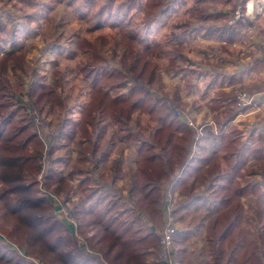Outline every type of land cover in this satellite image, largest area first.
I'll list each match as a JSON object with an SVG mask.
<instances>
[{
    "label": "trees",
    "instance_id": "16d2710c",
    "mask_svg": "<svg viewBox=\"0 0 264 264\" xmlns=\"http://www.w3.org/2000/svg\"><path fill=\"white\" fill-rule=\"evenodd\" d=\"M110 1L105 0L96 12L97 25L117 17L110 12ZM229 1L195 0L189 12L200 21H207L209 17H218L210 16L208 10L212 8L216 11ZM197 4L201 7L197 8ZM156 5L158 8L154 7ZM151 6L153 10L148 9L142 20L146 31L154 23H159L171 8L170 4L160 6L159 1L152 2ZM37 16L35 11L30 20L35 21ZM189 24L186 21L174 25L179 32L174 35L173 32L169 36L172 39L168 41L181 43L179 41L190 31ZM209 27L207 31H211ZM2 32L4 26L0 19V55L5 52ZM6 34L10 45L16 46L13 34ZM86 46L92 49L91 58L76 66V71L88 83L89 100L79 120L59 121L61 124L51 130L55 140L65 139L66 144L77 136L85 141V148L78 149V162L84 167V172H78L82 175L79 190L82 186V191L88 190L85 198L92 202L87 208L77 207L75 216L81 221L86 247H80L72 240L70 229L55 219L50 202L52 197H48L49 191L42 188L54 186L55 192L67 196L63 176L53 166L55 163L58 166L60 160H48L47 166L43 163L44 145L40 135L27 116L26 106L12 92L6 75L7 63L13 55L0 56V232L7 242L17 244L16 248L21 249L24 255L21 256L12 245L0 244V264H33L25 259L27 256L41 264H155L158 236L153 230L160 227L166 205L162 187L172 184L173 175L179 178L169 192L180 190L184 193L173 212L179 220L182 219L180 212L192 205L198 207L205 201L198 196L197 185H206L213 198L211 208L214 216L205 225H198L205 230L206 264H264V136H259L260 142L255 146L240 150L236 130H231L229 134L221 132L218 138L219 152L225 163L223 169L218 162L219 157L212 154L194 156L192 144L197 137L195 130L180 123L166 110L160 98L144 88L155 80L156 66L129 46L119 58V67L111 66L98 54L97 48L86 43L77 45L81 49ZM46 47L63 52L56 43ZM15 61L18 64L20 57ZM41 78L32 73L28 94L46 116L54 107L61 109L64 102L55 88L39 81ZM16 87L18 90L23 88L20 76L16 77ZM228 105L227 111L221 115L223 123L231 122L242 111L237 106L235 93L230 95ZM137 112L146 115L155 125H133L132 118ZM110 123L115 124L119 139L130 142L138 154L127 198L142 218L138 213L132 215L133 212L123 201L122 192L114 188L116 176L109 179L99 177V188L86 189V182L91 180L86 178L91 173L89 165L94 161L99 165L108 156L104 150L109 145L104 139ZM215 124L220 125L218 120ZM256 133L253 130L251 137ZM250 159L259 164L258 170H246ZM39 176L41 182L38 181ZM95 193L99 196L92 199L91 195ZM248 194L256 198L253 215L257 227L251 232L252 236L247 235L242 226L245 214L240 198ZM145 220L149 222L146 226ZM181 234L180 230L176 232V236ZM180 238L179 241H185ZM184 250L179 246L176 257L179 258Z\"/></svg>",
    "mask_w": 264,
    "mask_h": 264
},
{
    "label": "rangeland",
    "instance_id": "374dc122",
    "mask_svg": "<svg viewBox=\"0 0 264 264\" xmlns=\"http://www.w3.org/2000/svg\"><path fill=\"white\" fill-rule=\"evenodd\" d=\"M154 1H159L160 6L163 7L170 4L171 8H175V11H169L167 15L161 18V21L158 24L154 23L150 30L146 31L143 26V16L148 9L151 8L153 10V6L151 5ZM250 1H252L254 5L257 2V0H230L225 4L224 7L229 8L226 21L230 22L234 19L233 12L238 7H241V16L243 18L246 17L251 19L252 17H247L245 10H242V8H245L246 4ZM104 3L105 0H0V8H3L0 9V19L5 26L4 32L1 33V37L4 40L3 47L5 52L0 56L6 54L13 55L12 59L8 61L6 68V75L12 88L11 90L14 94H17L18 99L26 106L27 116L33 124L36 132L40 135V139L44 145L43 163L47 166L48 160H60L58 162L59 164L57 163L58 166L55 165L56 163L53 166H55L62 174L68 192L67 196L64 197L63 193L55 192L56 188L54 186L49 189H42L49 191L48 197H52L50 202L53 207L55 219L70 229L69 231L72 235L70 238H72V240H74L80 247H86V243L81 232V221L78 216H75V210L77 207L81 209L87 208L92 202L85 198V194L88 190L82 191L83 186L79 190V187L82 184V175L78 172H84V167L78 162L80 158L78 156L77 147H84L85 141L79 139L77 136L69 144H66L65 139L59 138L55 140V138L52 137L51 132L52 128L56 129L57 125L62 121L78 120L82 109L89 100L88 83L83 80L80 74L76 71V66L85 63L91 58L92 49L87 46L82 49L78 48V43H86L97 48L98 54L105 58L108 64L117 67H119L118 62L120 56L127 51V46L131 47L132 50L139 52L149 63L156 66L155 80L153 79V83L151 85H141H144L146 90L159 97L163 104L164 101H170L175 104L176 107L187 118H189L191 122H193L189 117V112L183 108L181 104L176 102L174 96L164 94L160 89H163L162 72L171 75L173 72H176V69L174 68L175 66L187 65V63H189L187 60L184 61L177 58V55H179L180 52H182L181 54L189 55L188 51L190 49L187 46L189 44H187L186 39H181L179 41L184 43V46L182 47L181 45L178 46V43L173 40L167 41V37L170 33L174 32V35L179 32L178 29L174 28V25H180L186 21L192 23V18L189 17V9L191 10L194 6L195 0H111L110 12L117 17L103 21V24L97 25L95 14ZM219 5L220 4H218L217 7ZM154 7L158 8L157 5ZM200 7L201 5L197 4V8ZM35 11L38 16L35 21H31V15H33ZM251 20H256L255 23L257 27L260 28L263 33V36L261 35V44H263V47L264 10ZM15 30L18 31L15 32ZM10 32L13 34V40L16 42V45H18L19 50H15L17 49L16 46L10 45V40L6 38V33ZM5 39H7V41ZM52 43L59 44L63 52L58 53L47 49L46 46ZM190 45L192 44L190 43ZM14 52H16V54ZM193 52L199 56L200 59H208L206 54L194 51L191 46V56H194ZM19 57L20 61L17 64L15 60ZM173 57L174 59H172ZM32 73L38 74L42 77L39 79L42 84L55 88L58 96L64 102V106H62L61 109L54 107L52 112L45 116L44 113L40 112L37 108L34 98L29 96V87L27 89L23 87L21 88L22 90H18L17 87L15 88L17 76L24 75L25 77V74L32 75ZM185 81L187 80H183L184 86L188 83ZM125 87L126 86H124V88ZM121 90L123 89L121 88ZM239 91L244 92L248 97L251 96L244 89H239ZM32 110H34L41 118L43 117L49 120V130L45 133H39L34 125L31 118ZM177 119L187 126L184 120ZM251 122V120L247 121V127L252 124ZM132 124L140 127H151L155 125V123L148 120L146 115L139 114V112L133 115ZM194 125L196 126V124ZM110 127L109 134H112L110 137L113 142H116L114 147L115 155L121 157L122 160L128 155L131 158V161L137 159L138 155L135 153L134 148L129 145L130 142L128 143L127 141L119 139V132L117 131L115 124L111 123ZM110 150H113V147H111ZM51 151L52 153L50 154L49 152ZM88 174L89 175L86 176V178L91 180L88 183L86 182V189L93 190L99 188L101 183L98 184L97 178L93 177L94 179H92V174ZM255 178H257V176ZM257 179H260V177ZM38 181L41 182L40 176L38 177ZM259 187L262 189V184H260ZM204 193L208 194L207 199L211 200V202L207 201L206 204L202 206V210H200L198 214L192 216V221L184 219L185 222L182 223L181 221L183 220H179V218L173 213L177 204L176 200L174 198H169L168 200L166 198L167 196L164 195V192L163 196H165L164 200L167 202L165 203L167 205V211L166 213H164V211L162 212L160 227H156L153 230L155 235L158 236L157 252L154 258L155 264H170L171 258L176 256L177 250L179 249V246H181L180 244H182V246H187L188 243H191V238H187L186 244H184L185 241H179L181 240V236H176L175 234L172 243L174 254L161 260L158 245L160 241L159 238L165 228L164 220L169 218L172 219L176 232H178L189 225L192 226L202 212L214 216V211L211 208L213 198L208 191H204ZM91 196L92 199H94L99 195L98 193H95ZM123 198L127 208L133 212L132 215L136 216L137 213L139 214L138 209L128 202V198L124 196ZM240 201L244 207L245 214L242 226L247 235L252 236L253 233L251 232L257 227L256 217L253 215L256 198L253 194H248L242 196ZM138 216L140 218L143 217L140 214ZM144 224V226H146L149 222L145 220ZM62 235L65 234L63 233ZM5 239L6 238L0 232V244L6 245L7 247L12 245L16 251H20L21 254H19L21 256H24L21 249L16 248L17 244L9 243ZM178 242L181 243L178 244ZM88 252L93 254L90 251ZM25 259L33 264H41L40 261L31 258V256H27Z\"/></svg>",
    "mask_w": 264,
    "mask_h": 264
},
{
    "label": "crops",
    "instance_id": "0c3cea01",
    "mask_svg": "<svg viewBox=\"0 0 264 264\" xmlns=\"http://www.w3.org/2000/svg\"><path fill=\"white\" fill-rule=\"evenodd\" d=\"M171 10L175 11V8H170L169 11ZM228 11L229 8H225L224 5L219 6L216 11L211 8L208 10L209 15L218 17H209L207 21H200L196 16H191L189 12L192 23L188 26L189 33L183 38L189 44L187 45L190 49L189 55L181 54L182 52L177 55V58L187 60L189 63L175 66L176 72L171 75L162 72L163 89L159 88L162 93L174 96L176 102L189 112V117L196 124L197 137L192 144V154L201 157L212 154L219 157L218 162L222 169L225 168V163L221 158L222 153L219 152L220 141L218 137L221 132L229 134L231 130H236L241 144L240 150L255 146L260 142L259 136H264V52L263 44H261L263 33L257 27L256 20H251L253 18L242 17L232 25L228 24L229 21H226ZM208 27L211 31H207ZM169 36L167 38L172 39ZM178 45L183 47L184 43L181 42ZM191 46L194 51L206 54L208 59H200L194 52V56H191ZM16 48L19 49L18 45ZM20 78L23 81V87L27 89L28 85L31 84V74H25V77L20 75ZM184 79L187 80L185 82H188L186 86H184ZM239 89H244L251 95L250 98L253 101L231 122L223 123L220 119L221 115L227 111L229 97ZM217 120L220 123L219 126L215 124ZM248 120L252 121L250 127H247ZM110 128L109 125L104 139V142L109 145L104 150L108 155L107 158L99 165L94 161L89 165V168L92 179L96 177L98 184L101 183L99 177L109 179L116 176L114 188L120 189L122 195L127 197L126 192L131 184L132 176L135 175L138 157L131 161L129 155L124 160L115 155L116 142H113L110 137L112 136L109 134ZM253 130H256L257 133L251 137ZM129 145L133 147L131 143ZM110 146L113 147V150H110ZM77 148L80 149L81 147ZM259 167L258 163L250 159L246 170L256 171ZM114 168H116L115 171H113ZM178 178L173 175L171 177L172 184H165L162 187L163 191L165 190V196L169 194L170 198H174L176 202L184 197V193L180 190L171 191V196L169 190L177 184L176 179ZM197 186L200 191L198 196L205 201L198 207L192 205L180 212L182 223L185 222L184 219L192 221V216L198 214L207 201L211 202L207 199L208 194L204 193L207 191L206 185ZM211 216L212 214L202 212L192 226L189 225L180 230L182 234L179 236L185 239L184 244H186L187 238H191V243H188L187 246L181 245V249H185L183 254H179V258L173 256L170 264H206L208 253L205 230L202 227L198 228V225L202 223L205 225Z\"/></svg>",
    "mask_w": 264,
    "mask_h": 264
},
{
    "label": "built area",
    "instance_id": "2783aa9c",
    "mask_svg": "<svg viewBox=\"0 0 264 264\" xmlns=\"http://www.w3.org/2000/svg\"><path fill=\"white\" fill-rule=\"evenodd\" d=\"M249 3H251V8H249ZM249 3H247L244 8L247 17L250 16L254 18L255 16L259 15L264 10V0H257L255 5L253 4L252 1H250ZM241 15H242L241 7L236 8V10L233 12L234 19L228 22V24L232 25L236 20H239L242 17ZM263 52H264V46H263ZM235 100L240 110H244L245 108L249 107L253 101L244 92H241L239 90L235 92ZM164 106L167 108V110L172 116L177 117L181 120H184L188 128L192 130H197L193 122H191L190 119L187 118L176 107L175 104H173L170 101H164ZM31 118L39 133L42 134L49 130V120L43 117L41 118L34 110H32L31 112ZM166 196H167L166 198L169 200L170 198L169 194H167ZM166 211H167V205H165L164 213H166ZM168 214H169V210H168ZM164 223H165V228L159 238L160 241L158 245V248L160 249V259L161 260H164L168 256L170 257L174 254L172 250V243H173V238L176 234V229H175L172 219L169 218L167 220H164Z\"/></svg>",
    "mask_w": 264,
    "mask_h": 264
},
{
    "label": "clouds",
    "instance_id": "9594fccd",
    "mask_svg": "<svg viewBox=\"0 0 264 264\" xmlns=\"http://www.w3.org/2000/svg\"><path fill=\"white\" fill-rule=\"evenodd\" d=\"M249 8H251V3H249Z\"/></svg>",
    "mask_w": 264,
    "mask_h": 264
}]
</instances>
